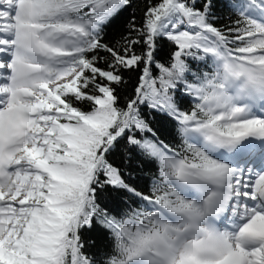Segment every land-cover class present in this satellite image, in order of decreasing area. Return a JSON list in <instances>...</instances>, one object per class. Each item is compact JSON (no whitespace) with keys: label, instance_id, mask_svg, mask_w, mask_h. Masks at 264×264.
<instances>
[{"label":"snow or ice","instance_id":"obj_1","mask_svg":"<svg viewBox=\"0 0 264 264\" xmlns=\"http://www.w3.org/2000/svg\"><path fill=\"white\" fill-rule=\"evenodd\" d=\"M0 264H264V0H0Z\"/></svg>","mask_w":264,"mask_h":264},{"label":"trees","instance_id":"obj_2","mask_svg":"<svg viewBox=\"0 0 264 264\" xmlns=\"http://www.w3.org/2000/svg\"><path fill=\"white\" fill-rule=\"evenodd\" d=\"M123 24H124V20L118 21L114 27L110 30L109 32V36L108 38H112L115 35H117L119 33V31H121V29L123 28ZM167 48L165 47L164 49L161 50L160 52V56H166L167 55ZM143 183V182H140ZM85 235H88L87 233H85Z\"/></svg>","mask_w":264,"mask_h":264}]
</instances>
